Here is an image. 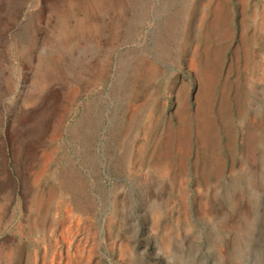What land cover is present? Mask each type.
Segmentation results:
<instances>
[{
    "label": "rangeland",
    "instance_id": "1",
    "mask_svg": "<svg viewBox=\"0 0 264 264\" xmlns=\"http://www.w3.org/2000/svg\"><path fill=\"white\" fill-rule=\"evenodd\" d=\"M0 264H264V0H0Z\"/></svg>",
    "mask_w": 264,
    "mask_h": 264
},
{
    "label": "bare ground",
    "instance_id": "2",
    "mask_svg": "<svg viewBox=\"0 0 264 264\" xmlns=\"http://www.w3.org/2000/svg\"><path fill=\"white\" fill-rule=\"evenodd\" d=\"M190 60V59H189Z\"/></svg>",
    "mask_w": 264,
    "mask_h": 264
}]
</instances>
